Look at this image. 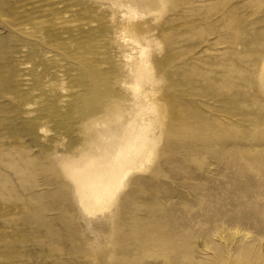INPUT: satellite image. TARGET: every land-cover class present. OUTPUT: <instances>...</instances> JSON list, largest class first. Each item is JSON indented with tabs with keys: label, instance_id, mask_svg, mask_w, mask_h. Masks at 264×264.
I'll use <instances>...</instances> for the list:
<instances>
[{
	"label": "rangeland",
	"instance_id": "1",
	"mask_svg": "<svg viewBox=\"0 0 264 264\" xmlns=\"http://www.w3.org/2000/svg\"><path fill=\"white\" fill-rule=\"evenodd\" d=\"M0 264H264V0H0Z\"/></svg>",
	"mask_w": 264,
	"mask_h": 264
},
{
	"label": "bare ground",
	"instance_id": "2",
	"mask_svg": "<svg viewBox=\"0 0 264 264\" xmlns=\"http://www.w3.org/2000/svg\"><path fill=\"white\" fill-rule=\"evenodd\" d=\"M149 147L147 139L141 137L138 142L120 151L107 164L91 162L78 172L73 170V178L87 211L100 210L109 203L126 172L142 164V160L149 153Z\"/></svg>",
	"mask_w": 264,
	"mask_h": 264
}]
</instances>
